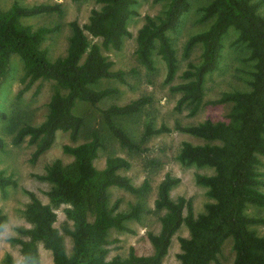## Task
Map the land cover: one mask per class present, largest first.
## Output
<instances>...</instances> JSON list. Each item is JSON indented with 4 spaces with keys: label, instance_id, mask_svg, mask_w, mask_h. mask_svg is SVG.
<instances>
[{
    "label": "trees",
    "instance_id": "1",
    "mask_svg": "<svg viewBox=\"0 0 264 264\" xmlns=\"http://www.w3.org/2000/svg\"><path fill=\"white\" fill-rule=\"evenodd\" d=\"M99 9H93L89 21L80 25L70 22L72 34L67 54L50 61L46 49L41 47L45 35L52 31L48 27L32 29L23 25L21 18L51 11H60V4H34L22 6L13 4L8 10H0V55L5 59L9 53H16L22 59L25 78L29 82L37 79L54 80L62 91H55L48 102V111L39 125L25 124L16 133L13 142H21L29 136L35 149L31 162L48 150L55 141L58 131H69L76 138L84 126L82 116L73 112L77 101L96 106L102 100L117 92L115 87L96 88L103 79L123 80L122 70H111L110 62L93 38L102 39L104 47L119 49L123 38L129 34L127 23L132 14L134 0H97ZM189 0H168L164 14L158 19L146 18L136 34V57L146 70H154L153 52L156 49L166 67L165 82L175 77L178 60L169 32L181 23L189 8ZM214 20L209 27L192 35L186 50L195 43L203 46L201 61L189 64L182 77L184 81L173 86L181 92L177 108L191 105L195 113L203 101V80L207 73L217 67L222 48V37L229 27L239 31L238 41L246 43L255 60V71L249 91L223 92L215 103L232 101V122H213L207 119L197 125L174 129L186 131L207 142L194 145L183 142L178 159L186 164L209 166L214 174H198L196 181L209 188L208 194L214 200L207 205L205 213L194 216L190 202L184 197L172 200L170 189L179 179L166 174L159 182L155 207L165 209L160 218L158 233H149L152 251L137 254L131 248L124 257L114 255L107 258L106 244L110 229H124L127 220H138L142 213L140 202L126 211H116L117 201L109 206V188L116 186L141 195L148 190V182L134 185L128 176L120 173L128 169L129 161L122 156L110 155L101 170L96 169L94 160L105 145L103 136L93 129L88 138L77 145H64L63 151L73 156V162L63 165L61 159H54L40 178L53 183L50 197L56 202H68L69 215L74 228L70 231L73 240L72 252L67 254L62 237L54 227L56 213L53 208L41 202L30 193L27 208L33 223L27 241H21L24 264H40L37 243L51 251L54 264H160L167 254L171 239L178 228L185 224L189 237L180 238V262L178 264H211L223 242L233 237L235 256L232 264H264V236L257 235L249 225L262 219L248 216L244 209L248 204L264 207V173L258 169L264 157V18L252 0H210L205 7ZM0 67L4 66V61ZM151 102L149 96H141L126 104L112 103L97 108L103 117L108 132L119 145L129 151H141L142 142L161 132L171 129L161 125L154 128L146 125L139 141L132 138L117 122L116 118L131 116ZM218 141L219 143H213ZM211 142V143H210ZM5 145L0 136V149ZM10 174L0 170V189L15 185ZM187 210L185 215L184 211ZM89 211L94 218L87 219ZM5 215L0 210V229ZM7 264H12L7 257Z\"/></svg>",
    "mask_w": 264,
    "mask_h": 264
},
{
    "label": "rangeland",
    "instance_id": "2",
    "mask_svg": "<svg viewBox=\"0 0 264 264\" xmlns=\"http://www.w3.org/2000/svg\"><path fill=\"white\" fill-rule=\"evenodd\" d=\"M252 1L256 2L257 12L264 18V0ZM209 2L210 0H189V8L184 13L181 23L175 30L169 32L178 60L175 77L170 83L165 82L166 67L156 49L153 52L155 68L149 71L139 62L135 53L138 29L145 23L147 17L152 19L161 17L167 8L168 0H134L131 5L133 12L127 23L129 34L123 38L119 49L104 47L100 38L91 39L100 46L102 53L110 62L111 70L124 72L123 80L103 79L93 85L96 88L115 87L117 92L96 106L77 101L73 112L84 119V126L77 137L71 138L69 131H58L52 146L35 162L30 160L35 145L30 142L29 136H25L19 143H14L13 139L25 124L36 126L43 121L48 111L50 96L62 89L51 79L29 82V78H25L24 64L19 55L9 53L6 59L0 55V59L4 61V66L0 67V136L5 142L3 149H0V170L12 175L16 181L15 185L0 189V210L5 215L0 229V264H7V257L12 264H24L21 241L28 240L29 231L33 227L27 213L31 200L30 193L53 208L56 213L54 227L62 237L66 253L71 254L73 240L70 231L74 228L69 215L71 205L68 202L52 200L49 194L54 185L40 176L46 174L47 166L56 158L61 159L63 165L71 164L73 156L63 151L64 145L84 142L93 129L100 132L105 142L99 156L94 160L96 169L101 170L104 167L106 157L122 156L129 161L130 166L120 173L128 176L137 186L143 181L148 182V190L141 195L116 186L109 188V206L117 201L116 211H126L138 202L142 204L143 209L140 219L127 220L124 229L109 230V242L105 246L108 250L106 256L108 259L114 255L124 257L131 248L137 254H148L152 251L148 234L159 232L160 218L166 212L163 208L155 207L158 184L166 174L179 179L170 189L171 199L184 197L190 202L194 216L205 213L207 205L214 202L208 194L209 188L196 181L198 174L212 175L214 169L209 166L186 165L178 159L183 142L202 145L207 141L186 131L174 129V126L197 125L207 119L213 122H232L230 115L233 102L214 101L219 99L223 92L251 90L255 60L251 57L250 48L246 43L238 41L239 31L229 27L222 37L217 67L204 77V97L199 108L195 113H191V105L177 108L181 92L172 87L184 81L182 75L189 64L196 65L201 61L202 44L195 43L188 50L186 44L192 35L206 30L214 20V16L208 15L205 11ZM40 3H58L60 11L27 16L20 21L32 29L38 27L52 29L41 43L50 61L67 54L72 34L70 22L87 24L91 11L101 6L97 0H0V10L6 11L13 4L30 6ZM1 64L2 61L0 66ZM141 96H149L151 102L134 115L117 117L116 122L136 141L141 139L148 124L154 128L164 125L171 130L149 136L142 142L141 151H129L121 147L108 132L102 114L97 108H104L112 103L126 104ZM258 169L264 173V157H261ZM261 189L264 191V185ZM184 213L186 215L187 210ZM244 213L262 219V222L251 224L249 228L257 235L264 236V207L248 204ZM93 218L92 211H89L87 219L92 221ZM189 235L188 227L182 224L173 235L168 252L160 264H178L182 253L180 238ZM233 242V237L227 238L211 264H232L235 256ZM37 250L40 264H54L51 251L42 242L37 243Z\"/></svg>",
    "mask_w": 264,
    "mask_h": 264
}]
</instances>
